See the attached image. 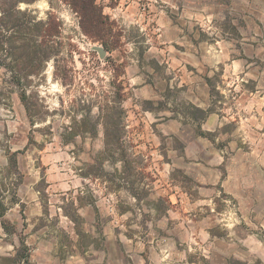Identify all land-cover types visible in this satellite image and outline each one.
<instances>
[{
    "label": "rangeland",
    "instance_id": "374dc122",
    "mask_svg": "<svg viewBox=\"0 0 264 264\" xmlns=\"http://www.w3.org/2000/svg\"><path fill=\"white\" fill-rule=\"evenodd\" d=\"M15 4L0 193L6 148L22 179L0 264H264V0ZM105 105L118 152L91 126Z\"/></svg>",
    "mask_w": 264,
    "mask_h": 264
},
{
    "label": "trees",
    "instance_id": "16d2710c",
    "mask_svg": "<svg viewBox=\"0 0 264 264\" xmlns=\"http://www.w3.org/2000/svg\"><path fill=\"white\" fill-rule=\"evenodd\" d=\"M19 0H4L3 2L0 0V5L3 7L2 12L0 14V20L4 21L6 23V26L9 27H14V22L16 20L17 23V19H19L17 17L18 13H21V11H17V14H15V6H16V2H18ZM4 5V6H3ZM17 19H16V18ZM11 37L10 35L8 36V38ZM1 48V47H0ZM6 62H4L3 64H5ZM7 66L9 64V67H12V65H14L13 63H6ZM10 70V69H9ZM23 99V97H22ZM24 105V108L26 110V113L28 115L29 118V122L30 124H33V120H34V115L31 112V108H30V103L25 101L22 102ZM119 108H120V104H119ZM110 110V107L108 105H105L104 107L99 109V116L93 120V123H91L92 128H94V125L97 124V122L99 120H102V123L104 125V152H110V151H115L114 149H116L115 152H118L120 150V146L122 144V135L117 134V133H112L109 130V127L112 124V119L110 118V115L108 113V111ZM120 111L122 113V109L120 108ZM122 114H120V116L117 118L118 121H121V117ZM88 119L87 116H83L80 119V124L85 125V121ZM78 127H80L79 125L77 127H74V134L75 135H81V131H79ZM4 154L6 156V169L8 168V170L11 172L12 174V180L10 181L9 187H8V192L7 194L9 195V197H7L5 194L0 193V219H1V225L4 229L5 232L8 226H12L9 222H7L6 220L3 219V216L5 214V212L12 207L13 205L19 204V200L17 198V187L21 182L22 179V174L19 171L18 168V161H17V151H11L9 148H6L4 150ZM121 157H123V155L121 153H119ZM5 188V186H4ZM4 190V189H3ZM9 198V199H8ZM17 252V250H16ZM24 260L28 261L27 256L25 255Z\"/></svg>",
    "mask_w": 264,
    "mask_h": 264
},
{
    "label": "crops",
    "instance_id": "0c3cea01",
    "mask_svg": "<svg viewBox=\"0 0 264 264\" xmlns=\"http://www.w3.org/2000/svg\"><path fill=\"white\" fill-rule=\"evenodd\" d=\"M7 213H8V210L5 212L4 216H3V219L6 220L7 222H9L13 227L15 226L14 222L11 221L10 218L7 217ZM3 227L1 225V219H0V236L3 234ZM5 232V231H4ZM6 234V232H5ZM15 247V245H14Z\"/></svg>",
    "mask_w": 264,
    "mask_h": 264
}]
</instances>
